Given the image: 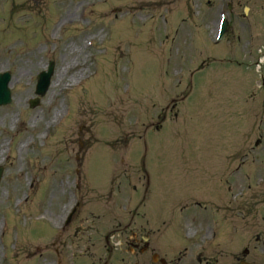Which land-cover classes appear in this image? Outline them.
I'll return each mask as SVG.
<instances>
[{
  "label": "rangeland",
  "instance_id": "1",
  "mask_svg": "<svg viewBox=\"0 0 264 264\" xmlns=\"http://www.w3.org/2000/svg\"><path fill=\"white\" fill-rule=\"evenodd\" d=\"M6 71L0 264H264V0H0Z\"/></svg>",
  "mask_w": 264,
  "mask_h": 264
},
{
  "label": "water",
  "instance_id": "2",
  "mask_svg": "<svg viewBox=\"0 0 264 264\" xmlns=\"http://www.w3.org/2000/svg\"><path fill=\"white\" fill-rule=\"evenodd\" d=\"M53 73V66H51L50 71L48 73H42L40 76V83L37 88L38 94H44L48 89L50 84V77ZM9 75H1L0 76V105L7 104L11 101V93L8 89ZM38 102V101H36ZM2 176V169L0 168V179Z\"/></svg>",
  "mask_w": 264,
  "mask_h": 264
},
{
  "label": "flooded vegetation",
  "instance_id": "3",
  "mask_svg": "<svg viewBox=\"0 0 264 264\" xmlns=\"http://www.w3.org/2000/svg\"><path fill=\"white\" fill-rule=\"evenodd\" d=\"M142 242H144V244H142ZM147 244V246H146ZM132 247L135 249V251L137 250L138 253H143L144 251H146L149 248V242L144 241V238L141 241H138L137 239L133 240L131 242ZM145 247H147L146 250Z\"/></svg>",
  "mask_w": 264,
  "mask_h": 264
},
{
  "label": "bare ground",
  "instance_id": "4",
  "mask_svg": "<svg viewBox=\"0 0 264 264\" xmlns=\"http://www.w3.org/2000/svg\"><path fill=\"white\" fill-rule=\"evenodd\" d=\"M63 214H65V211L63 212ZM63 214H62V215H63ZM63 216H64V215H63ZM63 216H61V219L63 218Z\"/></svg>",
  "mask_w": 264,
  "mask_h": 264
}]
</instances>
